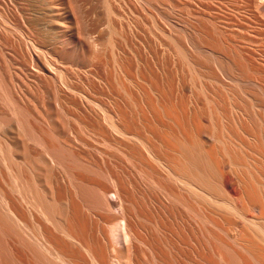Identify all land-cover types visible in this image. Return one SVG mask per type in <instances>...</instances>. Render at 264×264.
<instances>
[{
    "label": "bare ground",
    "instance_id": "6f19581e",
    "mask_svg": "<svg viewBox=\"0 0 264 264\" xmlns=\"http://www.w3.org/2000/svg\"><path fill=\"white\" fill-rule=\"evenodd\" d=\"M0 264H264V0H0Z\"/></svg>",
    "mask_w": 264,
    "mask_h": 264
}]
</instances>
